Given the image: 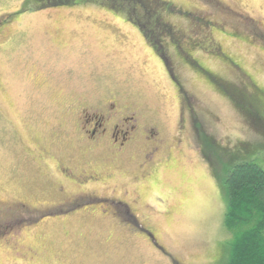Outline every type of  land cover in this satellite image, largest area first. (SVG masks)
<instances>
[{
  "label": "rangeland",
  "instance_id": "obj_1",
  "mask_svg": "<svg viewBox=\"0 0 264 264\" xmlns=\"http://www.w3.org/2000/svg\"><path fill=\"white\" fill-rule=\"evenodd\" d=\"M161 1L165 5L144 3L159 7L154 10L163 14L161 24L173 26L167 14L182 13L177 17L186 19L179 22L186 27L180 41L174 29L165 35L175 40H165L175 81L164 76L148 43L127 23L132 8L145 20L139 4L83 0L78 6L39 11L34 0H0V201L27 205L0 207L5 211H0V264H225L230 237L224 228L223 180L235 164L229 161L240 157L264 170V103L261 110L248 103L256 89L264 93V0ZM187 39L220 46L240 71L200 49L188 51ZM184 55L197 60L219 84L182 61ZM95 81L103 90H130L127 103L148 111L173 160L151 178L134 182L129 172L145 154L141 148L129 163V157L114 161L113 181L91 186L89 191L101 199L127 203L128 214L125 207H112L113 216L107 204L93 203L83 206L86 212L76 207L82 212L69 218L50 215V220L33 223L29 211L53 210L81 193L63 181L52 161L35 152V141L42 147L49 144L71 167H103L98 155L79 154L81 144L70 123L73 113L62 115L65 107L76 112L81 104V98L65 90L87 91ZM87 99L103 101L92 92ZM174 135L177 143L170 142ZM63 147L70 156L61 152ZM127 219L153 231L165 255ZM88 234L92 239L87 244L83 237ZM28 250L39 253V262L26 261Z\"/></svg>",
  "mask_w": 264,
  "mask_h": 264
},
{
  "label": "flooded vegetation",
  "instance_id": "obj_2",
  "mask_svg": "<svg viewBox=\"0 0 264 264\" xmlns=\"http://www.w3.org/2000/svg\"><path fill=\"white\" fill-rule=\"evenodd\" d=\"M124 1H129L133 4H139L141 6L140 8L141 10H143L142 13L144 14L143 18L145 20L139 19L136 14L137 10L135 8L133 10L132 8V12L128 14L126 18L127 23L130 24L131 27H133V29H135L139 33V35L145 42L148 43L147 46L150 48L151 52L162 67L164 76L166 74L169 80L171 79V81H175V77L171 69V63L165 56V40L168 43L171 40L175 41L174 39L169 40L166 38L168 37V34L171 32V30L173 31L174 29L177 39L180 41L184 36V31L182 30L186 27L183 28V26L179 22L180 20H183V22L185 23L186 19L184 17H177L181 16L182 13L172 14V16L171 14H167V19L169 21H173L174 23L173 26H165V24H161L162 20H165L163 14L158 15V13H155L154 10L155 8L159 7H155L153 9L151 7H147L144 4L148 3V0ZM153 1L157 2L156 5H165V1ZM161 9L162 8H160V10ZM152 10L154 12H152ZM169 13H171V10H169ZM185 17L188 18L189 14H185ZM167 23L170 24L168 21ZM165 27L168 30H166ZM187 28V33L189 35H193V32L190 31V27L188 26V24ZM159 31L162 32L158 33ZM154 32L158 34L156 35L154 34ZM160 38H162L163 40H161ZM187 41L188 43L185 46H189L187 48L188 51L193 52L192 50L200 49L206 55L208 54L211 57H219L222 62L228 64L229 66L231 65L232 68H236V70L240 71V67L234 65L231 62L228 56L222 52L220 46L214 44L216 46L215 48H209L208 46H202L198 39H195V41L193 39H187ZM190 58L191 60H189V56L184 55V57L181 59L182 61L188 63L189 66L194 67L196 70L198 68L197 71L202 75L203 73H205L206 75L208 74L209 77L211 76V78H213V80L218 83L214 76L209 73V71H207V69H205L201 64H199L197 60H194L192 57ZM97 77L99 81L100 77ZM243 77L248 81L250 80L249 76L245 73ZM98 81H95L93 84L88 86V89H90L91 91L88 89L86 91V89L83 90L79 88L72 90H70L69 88L66 89V95L72 94V97L76 95L78 99L81 98V104L79 102L80 107L76 109V112H73L71 107L69 109L68 107H65L67 109L63 110L62 115H66L68 117L73 113V118L71 119L70 123L71 127L74 128L75 135L79 141L77 139L76 140L81 144L79 154L87 156L91 154L98 155V157L103 162V167L102 169L97 168L91 170L78 169L74 166L71 167L69 166V163L66 164L59 159V155L55 154L52 151L49 144L45 143L44 145L46 147H42L40 144L38 145L36 141H33L35 152L40 151L45 160L49 159L53 162V164H55L57 173L61 176V178H63V181L68 184H72L75 188L77 187L81 190V193L74 198L75 200L72 203H69L70 201L66 203H60L55 206L53 210L29 211V214L27 216L33 223L37 224V222H39L40 224L45 220H50L46 219L50 215H54L55 219H57V216H64L65 218H69L70 216L79 214V212H82V210L86 212L87 209H85V207L83 206L87 204L92 205L93 203L96 205L107 204V207H110L109 211L112 212L113 216H116V212L113 213L114 210L112 209V207H125L126 213L128 214L130 206L127 203L121 201H118L116 203V201H108L104 200L103 198L101 199L100 197L95 196V193L93 191H89L91 186L101 185L113 181L115 177L112 170L115 167L118 168V166H116L117 163L114 161H117L118 159H122L124 157H129V163L133 155L134 157L138 156L136 154L141 150V148H144L145 154L143 155L140 163L129 172V175L131 176V179L134 180V182H138L140 181V179H148L152 174H155L157 169H160L163 165L173 160L171 150L165 143L166 140L160 137L159 125L155 123L156 121L152 119L148 111L142 106H137L131 103L129 104V102L127 103L128 100L126 99H130V90L126 89L125 86L123 87V90L110 88H105L103 90L100 89L101 86ZM115 85H113V87ZM91 92L99 100L103 101L98 103L88 101L87 96ZM179 93H182V95L185 97V93L182 92L181 89ZM226 95L231 98L233 96L230 92H227ZM102 96L104 98H102ZM181 123L182 120L180 119L179 128L177 130L180 135L182 134L183 130L182 126L180 125ZM66 136L69 138V136L72 135L69 132V134L66 133ZM173 141L175 143L178 142L177 135H174L170 142ZM26 152L30 155L35 156V153L28 147L26 148ZM61 152H63L64 155L70 156V151L66 147H63V150ZM60 192H62V190H60ZM0 207H11L10 210H12L15 207H27V205H25L24 203H3L0 201ZM76 207H83V209L78 210L76 209ZM1 212L5 211L2 210ZM101 213L102 215H106L107 210H103L101 211ZM128 217H131V215H128ZM124 222L137 229L142 234L143 239L146 240V242L149 243L152 248L165 255V250L158 244L157 238L153 231L143 228L138 224L136 220L131 221L127 219L124 220ZM88 239H92L91 235L89 234L87 235V238L83 237V241L87 242V244L89 243ZM26 252L28 253L26 261L31 263H35L36 261L39 262L41 258V256H39V253H35L32 250H28ZM15 254L19 255L21 253L16 252ZM24 255L26 256V253Z\"/></svg>",
  "mask_w": 264,
  "mask_h": 264
},
{
  "label": "trees",
  "instance_id": "obj_3",
  "mask_svg": "<svg viewBox=\"0 0 264 264\" xmlns=\"http://www.w3.org/2000/svg\"><path fill=\"white\" fill-rule=\"evenodd\" d=\"M82 1L34 0L39 11L78 6ZM108 8L110 10L112 6ZM189 59L191 60L190 56ZM249 79L250 82L252 79L251 77ZM209 80L217 84L211 76ZM223 87L222 85V91L227 94L229 90H225ZM258 94L260 97H264L261 89H256L248 103L261 110V102L264 103V101ZM255 120H257V115ZM257 124L259 125V122ZM239 158H232L229 161L235 164L227 169L226 177L223 180L227 206L224 215V228L230 237L225 264H264V170L253 161L242 162Z\"/></svg>",
  "mask_w": 264,
  "mask_h": 264
}]
</instances>
